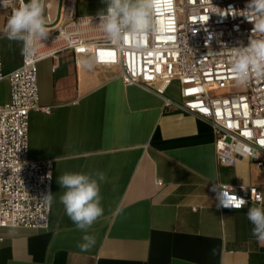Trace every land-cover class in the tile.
Here are the masks:
<instances>
[{"label":"crops","instance_id":"0c3cea01","mask_svg":"<svg viewBox=\"0 0 264 264\" xmlns=\"http://www.w3.org/2000/svg\"><path fill=\"white\" fill-rule=\"evenodd\" d=\"M59 2L44 0L45 18L59 17ZM105 7L82 0L78 13L97 15ZM6 24L0 11L1 38ZM21 50L15 43L5 73L21 64ZM38 85L40 103L51 111L30 113L29 158L54 160L50 225L0 228V264H264V246L247 218L256 205L222 210L217 188L257 186L264 193V166L249 159L218 163L212 126L166 105V99L181 102L179 81L127 85L119 68L88 70L65 50L57 61L38 63ZM9 98L7 81L0 103ZM97 171L106 176L104 212L84 232L60 202L58 178ZM84 235L95 237L88 251L77 246Z\"/></svg>","mask_w":264,"mask_h":264},{"label":"built area","instance_id":"2783aa9c","mask_svg":"<svg viewBox=\"0 0 264 264\" xmlns=\"http://www.w3.org/2000/svg\"><path fill=\"white\" fill-rule=\"evenodd\" d=\"M80 1L60 0L59 17L46 16L49 35L37 42L36 54L23 55L9 73L4 71L0 33V82L7 80L10 87L9 100L0 103V228L41 230L50 225L51 204L44 197L52 194L54 160L29 158L30 113L51 111L40 103L38 63L57 61L65 50L73 53L78 66L82 59L92 58L93 67L119 68L127 85L179 81L181 102L166 99V105H176L212 126L218 163L249 159L264 166V74L252 71L244 91H239L234 89L239 85L231 68L234 47L264 38L253 31L256 17L246 11L248 0H156L153 15L163 31L126 37L119 44L107 39L97 15L78 13ZM19 6L20 0L0 5L6 21ZM56 69L55 62L52 70ZM217 188L246 199L240 209L264 206V193L257 186ZM218 202L220 209H232Z\"/></svg>","mask_w":264,"mask_h":264},{"label":"clouds","instance_id":"9594fccd","mask_svg":"<svg viewBox=\"0 0 264 264\" xmlns=\"http://www.w3.org/2000/svg\"><path fill=\"white\" fill-rule=\"evenodd\" d=\"M106 7L97 13L98 26L107 39L114 43H122L126 37L137 38L146 33L163 31L162 24L156 20L153 10L156 0H102ZM10 0H0V5L7 7ZM246 11L254 13L256 22L254 32L264 37V0H248ZM44 0H20V6L15 8L4 29L6 38L22 44V55L32 57L37 51V42H42L49 35L46 27ZM136 46L141 42L136 39ZM83 67L91 70L94 61L84 58ZM232 73L236 83L246 85L252 71L264 74V38H250L247 46L233 48L231 63ZM106 176L103 172L81 173L66 172L59 176L58 183L64 189L60 196L65 212L78 230L87 232L94 222L103 215L100 184ZM217 189L214 187L213 189ZM44 199L51 204L53 195L47 194ZM220 205L240 209L248 201L243 197L229 196L219 190ZM247 218L253 225L251 233L257 242L264 246V206H253L247 211ZM83 242L78 243L81 251H88L96 241L91 235H84Z\"/></svg>","mask_w":264,"mask_h":264},{"label":"rangeland","instance_id":"374dc122","mask_svg":"<svg viewBox=\"0 0 264 264\" xmlns=\"http://www.w3.org/2000/svg\"><path fill=\"white\" fill-rule=\"evenodd\" d=\"M98 3H102V0H98ZM2 43H3V61L5 63V66L11 65L16 58L15 52L13 51L14 45L15 43L19 44L20 42L10 41L6 38L5 35H3ZM6 83H7V80H5V82H0V98L3 96V93L6 90ZM232 86L235 87V84ZM234 89L239 90V91H244V87L240 85Z\"/></svg>","mask_w":264,"mask_h":264}]
</instances>
